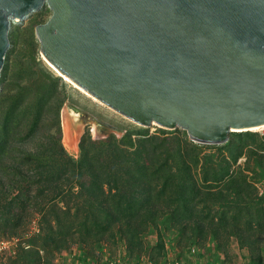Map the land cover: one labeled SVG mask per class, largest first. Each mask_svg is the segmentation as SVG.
<instances>
[{
	"label": "trees",
	"instance_id": "trees-1",
	"mask_svg": "<svg viewBox=\"0 0 264 264\" xmlns=\"http://www.w3.org/2000/svg\"><path fill=\"white\" fill-rule=\"evenodd\" d=\"M33 73L30 64H3L0 73V176L8 180L0 196L3 228L18 227L8 223L22 222L33 206L44 225L39 240L47 246L73 231L95 237L115 229L125 249L139 253L142 234L153 227L158 254L165 244L157 223L163 218L176 225V235L189 229L203 238L234 228L251 253L243 264H264V196L241 165H233L242 154H257L264 165V134L233 131L225 143L200 144L185 130L164 136L140 128L120 138L85 133L74 156L61 142L63 83L50 77L35 89L28 82ZM203 145L217 151L202 154Z\"/></svg>",
	"mask_w": 264,
	"mask_h": 264
},
{
	"label": "water",
	"instance_id": "water-1",
	"mask_svg": "<svg viewBox=\"0 0 264 264\" xmlns=\"http://www.w3.org/2000/svg\"><path fill=\"white\" fill-rule=\"evenodd\" d=\"M43 5V58L130 120L204 144L264 124V0H0V73L11 21Z\"/></svg>",
	"mask_w": 264,
	"mask_h": 264
},
{
	"label": "rangeland",
	"instance_id": "rangeland-1",
	"mask_svg": "<svg viewBox=\"0 0 264 264\" xmlns=\"http://www.w3.org/2000/svg\"><path fill=\"white\" fill-rule=\"evenodd\" d=\"M51 11L46 5L32 12L29 16L11 21L8 37L9 48L6 52L4 64L10 68H21L30 64L35 67L36 73L28 78V82L35 89H42L50 77H59L65 90V101L59 110L61 127V142L63 144V125L68 127L69 134L74 137V145L69 148L64 144L66 151L74 156L78 154L80 138L88 133L92 138H104L113 134L120 138L125 132L142 128L148 134L164 136L181 135V128H164L156 124L140 125L115 110L109 108L99 100L93 98L76 85L59 76L58 72L43 58L39 51V41L35 36V26L45 22ZM1 89V83H0ZM70 106L76 108L71 109ZM95 127V130H93ZM235 132H241L239 130ZM243 132L264 134V128L258 130H245ZM187 135V133L185 132ZM188 137V135H187ZM204 144V143H200ZM22 147H27L25 144ZM202 154L216 152V147H201ZM241 165L244 174L256 186L258 195L264 196V165L257 161V154L247 158L242 154L234 166ZM1 177V176H0ZM7 178H0V196L5 188ZM226 200V199H225ZM224 200V201H225ZM227 201V200H226ZM225 201V202H226ZM229 200L226 202L228 203ZM31 206L22 222L16 228H3L0 225V239L13 241L11 248L14 253H7L1 259V264H97L118 259L125 263L138 264H187L198 262L200 264H243L251 255L247 246L241 247L236 233L229 230L227 234L216 236L207 232L203 238H198L196 231L187 229L182 235H176V225L166 219L157 222L164 239V249L156 253L153 249L156 240V231L149 227L143 234V250L139 253L129 252L124 242L119 238L115 229L113 235L79 234L76 231L64 235L59 245L47 246L39 240L43 231V222L39 214ZM70 224V222H66ZM264 251V242L260 244Z\"/></svg>",
	"mask_w": 264,
	"mask_h": 264
},
{
	"label": "built area",
	"instance_id": "built-area-1",
	"mask_svg": "<svg viewBox=\"0 0 264 264\" xmlns=\"http://www.w3.org/2000/svg\"><path fill=\"white\" fill-rule=\"evenodd\" d=\"M262 128H264V126ZM12 244H14L12 239L11 240L10 239L9 240L0 239V259L7 253L12 254L15 252V250L13 248H11ZM0 264H1V262H0ZM107 264H127V263H125L121 260H118V259H114V260H110L109 262H107ZM187 264H200V263L193 261V262H189Z\"/></svg>",
	"mask_w": 264,
	"mask_h": 264
},
{
	"label": "bare ground",
	"instance_id": "bare-ground-1",
	"mask_svg": "<svg viewBox=\"0 0 264 264\" xmlns=\"http://www.w3.org/2000/svg\"><path fill=\"white\" fill-rule=\"evenodd\" d=\"M263 126H264V124L259 125V126H254V127H251L250 130H258V129H261ZM63 129H64L63 144L66 147L71 148L74 145V137L71 135V133L69 134L68 127L63 125ZM93 130H95V127H93Z\"/></svg>",
	"mask_w": 264,
	"mask_h": 264
}]
</instances>
